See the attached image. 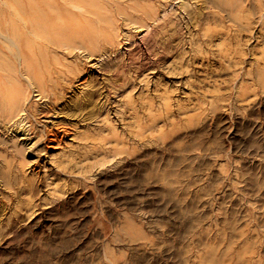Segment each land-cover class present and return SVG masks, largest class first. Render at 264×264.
<instances>
[{"label": "rangeland", "instance_id": "rangeland-1", "mask_svg": "<svg viewBox=\"0 0 264 264\" xmlns=\"http://www.w3.org/2000/svg\"><path fill=\"white\" fill-rule=\"evenodd\" d=\"M108 1L95 54L53 51L80 69L57 98L0 70L24 108L0 111V264H264V0L205 27L206 0H140L143 26Z\"/></svg>", "mask_w": 264, "mask_h": 264}, {"label": "bare ground", "instance_id": "bare-ground-1", "mask_svg": "<svg viewBox=\"0 0 264 264\" xmlns=\"http://www.w3.org/2000/svg\"><path fill=\"white\" fill-rule=\"evenodd\" d=\"M4 2V8L0 6V37L3 36L7 40H0V43L4 44L3 46L5 48H8L6 50H8L10 54H8L5 59H0V70H4V67L10 66L16 68L17 65L13 64L16 60L17 62L15 63H18L19 70L21 69L24 71L25 76L30 80V84H35L40 97L51 100L60 96L53 87L56 85L55 80L57 79V77L53 75L57 71L53 64L58 59L53 54V51H55L56 48H63L66 50V53H64L65 55L74 50L81 49L85 53V58H88V56L95 54V52L101 48L100 42L102 41L103 35V30L101 31L103 28L102 26L108 23V25L111 24L113 27L115 24V18L109 10L110 5L108 0H5ZM141 2L140 0H133L132 4L122 9V11L126 10V18L130 20L132 24H137L139 26H143L145 20L154 13L153 8H146ZM203 3L196 10H189L190 12H188L191 15L190 18L193 19L194 22L197 24L201 23V25L204 24V27L205 24L209 25L211 20H214V17L218 15V13L214 11L215 9L219 12H223V14L230 15V7L236 5L235 2H226L225 0H206L203 1ZM133 10H140V14L133 15ZM165 14L168 15L167 13ZM163 16L165 15L163 14ZM239 18L240 17H238V19ZM206 28L209 34H203L202 41L204 42L210 41L213 35L212 32L216 30L208 26ZM250 32L252 31H249V33ZM153 37H155V35ZM171 42L176 41L168 40L166 43H163L161 52L162 54L164 53V55H158L156 58L158 61H153L156 65L159 64L158 62L165 61L167 56L169 57V55H166L167 52H164V49L166 47H173L174 45H172ZM157 45L156 43V46ZM174 66L177 65L175 64ZM58 72L62 77L68 76L69 73L77 74L80 72V69L74 65H68L66 69H59L57 73ZM11 76H16V74ZM19 81L22 83L20 78ZM2 86L3 87L0 88V111H4L6 114L12 112L18 114L19 111L22 110L20 114L21 117L24 108L23 104L20 102V96H15L13 93L6 94L7 86L5 83ZM148 107H151V105L149 104ZM16 124H18L17 127H24L22 125V119L16 120Z\"/></svg>", "mask_w": 264, "mask_h": 264}]
</instances>
